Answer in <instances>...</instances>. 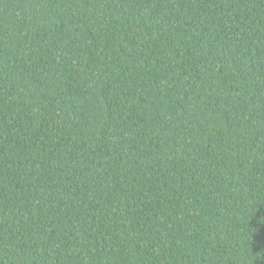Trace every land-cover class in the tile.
<instances>
[{
    "label": "trees",
    "instance_id": "16d2710c",
    "mask_svg": "<svg viewBox=\"0 0 264 264\" xmlns=\"http://www.w3.org/2000/svg\"><path fill=\"white\" fill-rule=\"evenodd\" d=\"M0 264H264V0H0Z\"/></svg>",
    "mask_w": 264,
    "mask_h": 264
}]
</instances>
